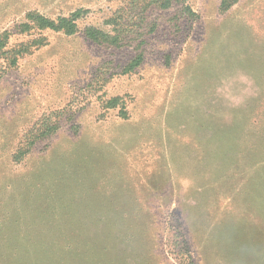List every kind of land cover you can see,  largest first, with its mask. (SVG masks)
<instances>
[{
	"label": "rangeland",
	"instance_id": "374dc122",
	"mask_svg": "<svg viewBox=\"0 0 264 264\" xmlns=\"http://www.w3.org/2000/svg\"><path fill=\"white\" fill-rule=\"evenodd\" d=\"M4 32L0 264H264V0H0Z\"/></svg>",
	"mask_w": 264,
	"mask_h": 264
},
{
	"label": "trees",
	"instance_id": "16d2710c",
	"mask_svg": "<svg viewBox=\"0 0 264 264\" xmlns=\"http://www.w3.org/2000/svg\"><path fill=\"white\" fill-rule=\"evenodd\" d=\"M162 3L164 5L165 4L167 5L169 3V0H162ZM82 13H83L82 9H77L71 12L68 16H58L57 18H54V19L46 17L42 14L31 13L29 14V19L32 21L33 25H35L38 28L61 30L66 34H73L77 30V21L82 15ZM86 34L90 39L97 41V42L104 40L108 37L107 34H105L104 32L97 30V29H93V28H87ZM7 40H8V36L6 32H4L3 34H0V54L6 51L5 46H6ZM16 60H17V57L13 56L9 59V63L14 64ZM138 61L139 60L136 59L129 66L133 68L135 65L139 63ZM118 101H119L118 97H113L108 100V105L115 106L118 103Z\"/></svg>",
	"mask_w": 264,
	"mask_h": 264
}]
</instances>
